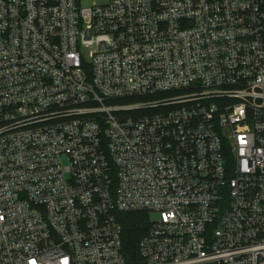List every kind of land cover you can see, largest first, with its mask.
Masks as SVG:
<instances>
[{
  "label": "built area",
  "instance_id": "obj_1",
  "mask_svg": "<svg viewBox=\"0 0 264 264\" xmlns=\"http://www.w3.org/2000/svg\"><path fill=\"white\" fill-rule=\"evenodd\" d=\"M0 264H264V0H0Z\"/></svg>",
  "mask_w": 264,
  "mask_h": 264
},
{
  "label": "trees",
  "instance_id": "obj_2",
  "mask_svg": "<svg viewBox=\"0 0 264 264\" xmlns=\"http://www.w3.org/2000/svg\"><path fill=\"white\" fill-rule=\"evenodd\" d=\"M121 221L125 256L134 263L138 258V242L145 229V213H127L122 216Z\"/></svg>",
  "mask_w": 264,
  "mask_h": 264
},
{
  "label": "rangeland",
  "instance_id": "obj_3",
  "mask_svg": "<svg viewBox=\"0 0 264 264\" xmlns=\"http://www.w3.org/2000/svg\"><path fill=\"white\" fill-rule=\"evenodd\" d=\"M92 0H83V3H90ZM153 217V216H152Z\"/></svg>",
  "mask_w": 264,
  "mask_h": 264
}]
</instances>
